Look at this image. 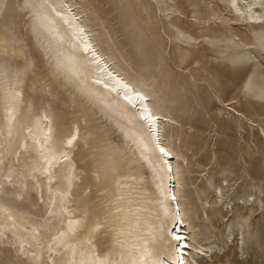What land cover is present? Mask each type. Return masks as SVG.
Listing matches in <instances>:
<instances>
[{
    "label": "bare ground",
    "instance_id": "1",
    "mask_svg": "<svg viewBox=\"0 0 264 264\" xmlns=\"http://www.w3.org/2000/svg\"><path fill=\"white\" fill-rule=\"evenodd\" d=\"M16 1L0 0V250L23 264H199L211 248L193 238L180 200L178 153L165 135L177 122L99 48L77 1L23 0L20 12ZM229 7L264 26V0ZM31 152L27 178L21 159ZM15 183L46 202L35 218L50 221L34 224L9 205Z\"/></svg>",
    "mask_w": 264,
    "mask_h": 264
},
{
    "label": "rangeland",
    "instance_id": "2",
    "mask_svg": "<svg viewBox=\"0 0 264 264\" xmlns=\"http://www.w3.org/2000/svg\"><path fill=\"white\" fill-rule=\"evenodd\" d=\"M75 1L99 48L177 122L165 135L178 153L180 200L193 238L211 248L199 264H264V26H247L230 0ZM29 43L48 71L49 59ZM35 159H21L25 177ZM4 199L34 224L50 221L35 218L46 202L31 186L10 185ZM52 220L48 235L57 229ZM0 264L23 263L8 248Z\"/></svg>",
    "mask_w": 264,
    "mask_h": 264
},
{
    "label": "snow or ice",
    "instance_id": "3",
    "mask_svg": "<svg viewBox=\"0 0 264 264\" xmlns=\"http://www.w3.org/2000/svg\"><path fill=\"white\" fill-rule=\"evenodd\" d=\"M125 87H126V86H125ZM137 97H138V99H139L141 102L144 101V99H145V98H144L142 95H140L139 93H137ZM125 100H128L129 103H131V99H130V97L125 96ZM152 118L155 119V117H152ZM143 119H144L145 121H147V120L149 119V116H144ZM69 143H71V141H69ZM159 151H160L161 153H163L165 156L169 155V153H167V152L165 151L164 148H160ZM175 239H176V240H181L182 237H180V236H176Z\"/></svg>",
    "mask_w": 264,
    "mask_h": 264
}]
</instances>
